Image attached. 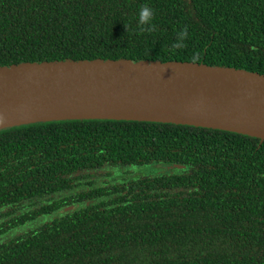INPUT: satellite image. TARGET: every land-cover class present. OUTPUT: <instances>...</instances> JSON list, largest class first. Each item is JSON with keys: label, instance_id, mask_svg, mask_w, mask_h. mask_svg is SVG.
<instances>
[{"label": "trees", "instance_id": "trees-1", "mask_svg": "<svg viewBox=\"0 0 264 264\" xmlns=\"http://www.w3.org/2000/svg\"><path fill=\"white\" fill-rule=\"evenodd\" d=\"M64 58L264 73V0H0V66ZM0 264H264V140L122 119L2 128Z\"/></svg>", "mask_w": 264, "mask_h": 264}, {"label": "water", "instance_id": "water-1", "mask_svg": "<svg viewBox=\"0 0 264 264\" xmlns=\"http://www.w3.org/2000/svg\"><path fill=\"white\" fill-rule=\"evenodd\" d=\"M96 118L209 127L262 142L264 73L194 61L128 58L0 66V129Z\"/></svg>", "mask_w": 264, "mask_h": 264}, {"label": "clouds", "instance_id": "clouds-1", "mask_svg": "<svg viewBox=\"0 0 264 264\" xmlns=\"http://www.w3.org/2000/svg\"><path fill=\"white\" fill-rule=\"evenodd\" d=\"M150 13L149 10L144 8L141 9L140 13H139V18H140V22L143 23L145 21H147L149 19ZM181 35H183V33H181Z\"/></svg>", "mask_w": 264, "mask_h": 264}, {"label": "rangeland", "instance_id": "rangeland-1", "mask_svg": "<svg viewBox=\"0 0 264 264\" xmlns=\"http://www.w3.org/2000/svg\"><path fill=\"white\" fill-rule=\"evenodd\" d=\"M31 224L30 223H27V225H24L22 227H20V229H18L19 231H22V230H26L28 226H30Z\"/></svg>", "mask_w": 264, "mask_h": 264}]
</instances>
